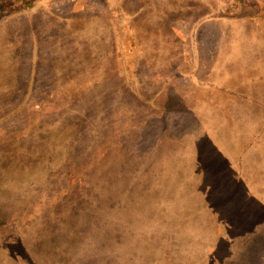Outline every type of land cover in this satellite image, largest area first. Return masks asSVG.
I'll list each match as a JSON object with an SVG mask.
<instances>
[{"label": "rangeland", "instance_id": "obj_1", "mask_svg": "<svg viewBox=\"0 0 264 264\" xmlns=\"http://www.w3.org/2000/svg\"><path fill=\"white\" fill-rule=\"evenodd\" d=\"M247 1L0 15V264H264V0Z\"/></svg>", "mask_w": 264, "mask_h": 264}, {"label": "trees", "instance_id": "obj_2", "mask_svg": "<svg viewBox=\"0 0 264 264\" xmlns=\"http://www.w3.org/2000/svg\"><path fill=\"white\" fill-rule=\"evenodd\" d=\"M38 2L39 0H2L0 2V15L5 16L9 13L17 14L25 12ZM243 2L247 3L248 1L243 0Z\"/></svg>", "mask_w": 264, "mask_h": 264}]
</instances>
